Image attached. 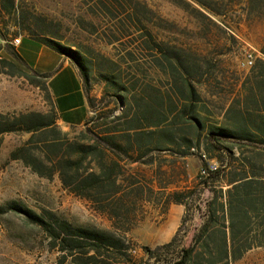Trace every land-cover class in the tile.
<instances>
[{"label": "rangeland", "instance_id": "374dc122", "mask_svg": "<svg viewBox=\"0 0 264 264\" xmlns=\"http://www.w3.org/2000/svg\"><path fill=\"white\" fill-rule=\"evenodd\" d=\"M11 2L14 3L7 10L0 0V30L9 37L10 45L15 49L13 39L27 33L80 49L92 68L89 95L102 100L96 109H91L89 119L99 117L94 122L62 126L46 88L47 78L21 64L3 42L0 57L10 64L0 72V114L13 120L16 115L40 113L54 123L33 132L15 130L0 135V205L15 201L36 213L51 212L77 226L124 231L134 257L138 261L147 260L143 247L154 248L170 241L186 217L184 204L168 202L170 193L193 189L202 167L220 165L205 150L206 128L223 122L225 108L239 96L243 82L250 77L252 65L243 64L247 55L253 54L254 63L264 58L261 51L264 23L254 16L248 17L241 5L230 9L225 18L210 14L214 23L197 17L173 0ZM135 6L138 8L134 9ZM147 29L189 65L192 71L189 77L196 83L201 99L195 115L202 118L206 128L200 138L201 147L194 144L186 156L179 152L186 149L184 146H175L176 150L150 154L152 164H126V172L136 182L137 190L129 205L133 227L125 231L128 224L119 222L116 227L114 220L98 211L93 203L65 188L58 174L41 176L13 153L22 146L39 153L44 142L53 139L63 144L62 153L72 143H89L101 138L107 130L122 128L116 116L124 111L125 104L116 99L117 93L122 99L133 95L164 96L158 109L165 114L161 120L144 121L145 128L159 126L172 130L176 136L185 134L196 140L185 122L187 115L178 116L182 113L184 98L179 100L175 94L169 81L171 68L162 54L151 48L153 43ZM179 69L181 75L184 69ZM107 76L117 79L125 90L107 84ZM169 95L175 97L178 108L171 109ZM210 197L208 190L196 192L197 206L187 216L183 232L189 233L202 223L204 201ZM199 205L203 206L201 211ZM189 236L185 237L186 241ZM0 264L77 263L72 257L64 259L48 233L24 213L7 211L0 213ZM232 264H264V247L250 250Z\"/></svg>", "mask_w": 264, "mask_h": 264}, {"label": "trees", "instance_id": "16d2710c", "mask_svg": "<svg viewBox=\"0 0 264 264\" xmlns=\"http://www.w3.org/2000/svg\"><path fill=\"white\" fill-rule=\"evenodd\" d=\"M173 1L197 17L208 18L214 23L216 21L210 14L225 18L230 9L241 5L248 17L254 16L264 23V0ZM1 2L7 10L14 3L11 0ZM146 31L153 43L151 48L158 50L171 68L169 81L178 99L181 97L185 101L178 116L183 113L187 115L185 122L196 135V140L185 134L176 136L172 130L159 126L156 129L145 128L144 121L153 118L159 120L165 114L158 109L159 104L164 102V96L133 95L122 99L117 93L116 99L125 104L124 111L116 116L123 124L122 128L107 130L101 138L89 143H72L62 153L63 144L56 139L46 140L39 153L27 146L13 153L15 158H23L41 176L58 174L65 188L93 203L98 211L114 220L116 227L119 222L128 224L125 231L133 227L129 205L131 196L137 190L136 182L126 172V164H152L154 160L148 158L150 154L176 150L175 146H184L186 149L179 152L186 156L194 144L201 147L200 138L206 128L202 118L195 115L201 99L196 83L189 77L192 72L189 65L174 49L157 41L151 30ZM0 37L6 40L14 57L28 66L1 30ZM35 38L68 56L77 65L89 95L93 75L84 53L50 37ZM261 51L264 54V40ZM6 64L10 63L0 57V72L6 70ZM179 67L184 69L181 75L178 73ZM43 76L48 78L50 74ZM106 82L113 88L125 90L124 85L114 77L107 76ZM101 100L89 95L90 108L96 109ZM175 100L169 95L171 109L178 108ZM96 117L88 119L86 123L94 122ZM53 123L54 120L40 113L16 115L13 120L0 114V135L15 130L33 132L48 128ZM206 138L204 146L207 154L218 160L220 165L216 169L202 167L193 189L170 193L168 202L184 204L186 217L170 241L154 248L148 245L143 247L147 260L138 261L134 257L124 231L77 226L51 212L36 213L15 201L0 205V213H24L48 233L64 259L72 257L77 264H232L252 248L264 247V58H259L252 65V73L243 82L239 96L234 97L225 108L223 122L206 128ZM200 190H208L211 194L204 201L203 221L185 233L183 225L197 206L195 194ZM202 208L199 205L198 210ZM189 234L186 241L185 237Z\"/></svg>", "mask_w": 264, "mask_h": 264}, {"label": "crops", "instance_id": "0c3cea01", "mask_svg": "<svg viewBox=\"0 0 264 264\" xmlns=\"http://www.w3.org/2000/svg\"><path fill=\"white\" fill-rule=\"evenodd\" d=\"M20 39V43H12L28 66L40 75L50 74L46 88L53 101L58 123L65 127L84 125L91 115V108L89 95L77 65L68 56L30 34H21ZM3 42L6 40L0 37V46ZM2 49L1 47L0 52Z\"/></svg>", "mask_w": 264, "mask_h": 264}, {"label": "built area", "instance_id": "2783aa9c", "mask_svg": "<svg viewBox=\"0 0 264 264\" xmlns=\"http://www.w3.org/2000/svg\"><path fill=\"white\" fill-rule=\"evenodd\" d=\"M20 37H16L15 39H13V43L14 44H18V43H20ZM253 63H254V59H253V54L252 53H249L248 55H247V58H246V60L244 61V65H249V66H251V65H253ZM218 167V165L216 164V163H213V164H210L209 165V168L210 169H216Z\"/></svg>", "mask_w": 264, "mask_h": 264}]
</instances>
